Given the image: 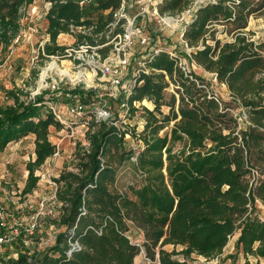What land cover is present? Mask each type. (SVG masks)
Listing matches in <instances>:
<instances>
[{"label":"trees","instance_id":"16d2710c","mask_svg":"<svg viewBox=\"0 0 264 264\" xmlns=\"http://www.w3.org/2000/svg\"><path fill=\"white\" fill-rule=\"evenodd\" d=\"M195 1L162 0L158 10L161 15L180 14ZM35 2L0 0V46L17 36L23 9ZM44 2L48 56L65 54L67 46L57 42L62 34L75 38L74 47L99 46L120 30L107 25L115 21L121 0H97L90 10L81 8L79 0ZM252 16L264 17V0H204L184 30L190 48L185 56L225 84L229 100L218 95L211 79L181 64L177 44L152 27H147L150 42L136 55L118 96L107 97L114 104L108 119L97 118L99 107L92 106L102 99L94 90L57 88L28 103L12 93L16 104L0 107V151L34 135L23 194L38 187L37 172L57 152L51 128H64L44 101L60 103L66 96L68 104L80 102L93 109L87 121L88 145L79 143L72 169L65 166L53 177L59 215L47 226L61 228L54 243L19 253L7 264H136L141 248L128 235L131 224L144 234L146 256L159 264H194L193 255L217 259L235 236L234 251L227 255L232 264H254L251 258L255 264L264 262V219L256 207V200L264 203V38L248 36ZM219 31L233 40L222 43L216 37ZM158 47H175L177 56L165 50L156 54ZM97 50L105 57L111 46ZM141 62L149 73L138 65ZM171 86L174 91L168 97ZM145 99L154 107L143 106L142 131L123 125L120 118L133 116L136 104ZM125 101L128 108L123 109ZM239 108L245 118L235 112ZM128 135L143 143L135 161V150L126 147ZM127 162L141 183L123 192L115 184Z\"/></svg>","mask_w":264,"mask_h":264},{"label":"rangeland","instance_id":"374dc122","mask_svg":"<svg viewBox=\"0 0 264 264\" xmlns=\"http://www.w3.org/2000/svg\"><path fill=\"white\" fill-rule=\"evenodd\" d=\"M134 2V0L131 1L133 5L131 7V12L136 14L141 11L143 4L134 5ZM46 7L44 0H36L32 6L29 8L27 7V9L23 11L21 18L20 32L9 45L0 46V107L15 105L16 102L13 94L18 95L20 100L24 103H28L37 95L43 92L53 93L57 88H61V90L64 88H82L86 91L94 90L102 100L96 102L92 107L114 106L113 102H110L108 98H110V93H112L115 88L106 83L104 78L97 76L92 79L84 66L78 68L74 61L61 59L55 56H47L43 53V47L49 41V36L45 30ZM90 7H88V9ZM149 7L150 6H148L147 9H149ZM163 16H165L164 19L158 21L148 15L143 21H140V23L143 27H152L154 32L171 39L173 45L177 44L178 51L182 55V61L186 64L187 68L191 67L199 75L211 79L213 83L212 86L218 95L225 100H229L230 94L227 86L223 83H219L213 78L212 73L205 71L195 64V62H189L185 56L188 51L179 36L183 23L177 21L178 14H166ZM221 27L222 26H218L220 29ZM246 31L248 32V36L252 37V39H263L264 17L252 16ZM216 37L220 39L222 43H230L233 40L232 35L222 33L221 31L216 33ZM57 42L60 46H73L75 38L69 34H62L59 36ZM140 49H142L141 45L136 43L133 48V59L137 57L136 55L141 51ZM132 67L133 66H131L129 71H131ZM82 74L85 77H82ZM173 91V86L169 87L166 95L169 97L170 93ZM68 100L66 96L64 98H59V102L62 106L61 111L65 117L68 118L70 126H65L61 130L51 128L50 139L57 145V152L52 156V159L37 172L41 178L38 187L32 193H22L25 167L29 161V157H32L33 152V145L30 139L20 143L19 148L10 151V153L14 154L13 161L9 163L5 162L3 166L0 165V208L10 210L18 218L27 219V223L32 214L30 210L31 205L33 207H38L40 203L44 201L46 205H53L57 210L58 206L52 203V196L55 189L49 181L53 179V177H57L61 172L60 170H63L65 166L72 169L71 163L79 143L88 145L86 139V131L88 129L87 121L89 122L91 120L90 111L93 108L87 106L80 116H70L67 107L64 106L68 104ZM143 106L150 109L154 107L153 103L146 99L138 102L136 104L138 110H136L133 116L120 118L124 123L123 125L131 128L134 127L137 132H141L145 124ZM163 110L165 112L169 111L167 106H164ZM242 111L243 109L239 108L235 112L242 113ZM242 115L243 118L246 117L244 112ZM171 126L172 123L169 127H166L164 131H168ZM142 146L143 143L141 140L130 135L126 136V147L133 148L136 152L133 161L136 160V155L142 149ZM2 157L3 154L2 151H0V159ZM140 183L141 176L135 171L130 162L125 163L119 168L115 184L117 190L130 192V186L139 185ZM256 207L259 216L264 219V203L260 200H256ZM56 218L57 217L43 218L41 221V228L34 235L22 236L14 244L6 246L4 254L0 255V264H7L10 259H17L19 253L30 254L34 249L43 250L52 245L55 241L56 234L61 228L54 223L47 226V223ZM128 235L132 241L141 248L140 253L135 258L136 264H159L157 260H151L146 256L143 246L144 234L139 228L131 224ZM233 241L234 237L231 238L221 257L207 261L201 256L193 255V263L232 264L231 259L227 258V255L234 251ZM165 248L167 250H172L173 246L166 245ZM177 257L182 258L181 255ZM251 259L255 264L256 260L254 258ZM243 260L241 256L238 262L242 263ZM259 264H264V262H259Z\"/></svg>","mask_w":264,"mask_h":264},{"label":"built area","instance_id":"2783aa9c","mask_svg":"<svg viewBox=\"0 0 264 264\" xmlns=\"http://www.w3.org/2000/svg\"><path fill=\"white\" fill-rule=\"evenodd\" d=\"M131 1L132 0H121L120 7L114 13L115 21L107 25L112 30L116 29L117 27H119L120 29L112 36L109 41L99 46H67L65 54L63 56H49H55L61 59H69L71 61H74L76 67L78 68H82L84 66L85 69L88 70L87 73L92 77V79L96 78L97 76H101L106 80V83L115 88V90L110 93V97L116 98L119 94L121 85L129 76V69L135 62V60L133 59L134 45L136 43H139L141 47L144 48L148 46L151 39L147 28H145V26L143 27L140 21H143L148 15L152 16L158 21H160V19H164L165 17L161 15L158 10V4L162 0H134V5L141 3L143 4L141 11L136 14H133L131 12V7L133 6L131 4ZM203 1L204 0L195 1L194 4L190 6V8L178 14L177 17V21L183 23V27L180 30L179 36L188 52L190 51V48L184 40V30L186 29L187 24L193 18L195 9ZM96 2L97 0H79V5L81 8L85 9L92 6ZM148 6H150L149 9H147ZM107 45L111 46V50L105 57H103L97 49ZM161 50H165L171 56H177L175 47H158L155 49V53L157 54ZM182 63L183 61L181 60V64ZM138 65L142 69H144L146 73L150 72V69L147 68L143 62L138 63ZM138 72L139 71L136 69L134 74H137ZM82 77L85 76L83 75ZM132 82L135 83L136 80H133ZM124 93L128 98L129 90L125 89ZM44 104L46 108L55 115L56 119L64 125V127L70 126L68 123V118L65 117V115L61 111L62 106L60 103L46 100L44 101ZM64 106L67 107L70 116L74 117L80 116L85 109V106H83L80 102L71 103ZM121 107L123 109L128 108L127 101L123 102L121 104ZM110 116V107L104 106L98 108V119H108ZM49 182L54 186L55 189L52 196V203L56 204L59 207L60 203H58L56 199V191L58 185L54 181V179H50ZM30 210L32 214L30 215L27 223V219L18 218L10 210L0 208V255L4 254L6 246L14 244L22 236L34 235L41 228V221L43 218H54L59 215V211L56 210L53 205H46L44 201L41 202L38 207H33L31 205Z\"/></svg>","mask_w":264,"mask_h":264},{"label":"crops","instance_id":"0c3cea01","mask_svg":"<svg viewBox=\"0 0 264 264\" xmlns=\"http://www.w3.org/2000/svg\"><path fill=\"white\" fill-rule=\"evenodd\" d=\"M27 139H30L31 142H32V145H33V151H34V135L33 134H30V135H27L25 137H23L22 139H20L19 141H15V142H11L4 151H2V154H3V157L0 159L1 163L0 165L3 166L6 163H9L11 161H13L14 159V154L13 153H10V151H12L13 149H17L19 148V144L24 142L25 140ZM32 156H34V153L32 152ZM30 159V157H29ZM52 159V157L48 158L47 161L45 162V164L43 166H45L49 160ZM62 171V170H60ZM27 175H28V171L25 167V173L23 175V179H24V184H23V187L25 185V182H26V178H27ZM236 238L237 236L234 237V241H233V248H234V245H235V241H236Z\"/></svg>","mask_w":264,"mask_h":264}]
</instances>
